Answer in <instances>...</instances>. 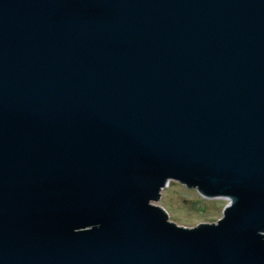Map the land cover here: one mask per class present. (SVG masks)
Segmentation results:
<instances>
[{"label":"water","instance_id":"water-1","mask_svg":"<svg viewBox=\"0 0 264 264\" xmlns=\"http://www.w3.org/2000/svg\"><path fill=\"white\" fill-rule=\"evenodd\" d=\"M0 264H264V0H0Z\"/></svg>","mask_w":264,"mask_h":264},{"label":"rangeland","instance_id":"rangeland-1","mask_svg":"<svg viewBox=\"0 0 264 264\" xmlns=\"http://www.w3.org/2000/svg\"><path fill=\"white\" fill-rule=\"evenodd\" d=\"M159 203L167 209L173 220L181 225L192 226L198 222H212L220 218L228 200L207 199L195 189H188L171 181L170 187L163 190Z\"/></svg>","mask_w":264,"mask_h":264},{"label":"bare ground","instance_id":"bare-ground-1","mask_svg":"<svg viewBox=\"0 0 264 264\" xmlns=\"http://www.w3.org/2000/svg\"><path fill=\"white\" fill-rule=\"evenodd\" d=\"M171 181H176V182L180 183L181 185L187 187L188 189H195L196 191H198L196 188H190V187H188L186 184L182 183L181 181H179V180H177V179H175V178H174V179H173V178H170V179L167 180V182L165 183V185L161 188L159 199H158V200H151V202H150L151 205H157V206H161V207H163V206L159 203V201H160V199H161V195H162L163 190H165V188L170 187V185H171ZM198 193L201 194L203 197H205V198H207V199L222 198V199L229 200V196H227V197H218V196H215V197H209V196H206V194H204V193H200L199 191H198ZM221 196H223V195H221ZM203 205H204V204H203ZM163 208H164V207H163ZM227 208H228V203H227V204L224 206V208H223L222 216H221L220 218H218L217 220H214V221H212V222H208V221L203 222V221H202V222H198L197 224L192 225V226H185V225H181V224H179L178 222H176L175 220H173V219L170 217V214H169V212L167 211V209H166V208H164V209H165V211L168 212V220H167L168 222H174V223H177V226H182V227L184 226L185 228H196V227H198V226H199L200 224H202V223H206V224H218L219 221H220V219H223V216H224L225 210H227Z\"/></svg>","mask_w":264,"mask_h":264}]
</instances>
